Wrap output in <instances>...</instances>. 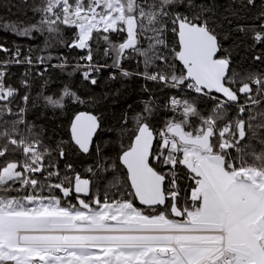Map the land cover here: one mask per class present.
Instances as JSON below:
<instances>
[{
    "label": "snow or ice",
    "instance_id": "1",
    "mask_svg": "<svg viewBox=\"0 0 264 264\" xmlns=\"http://www.w3.org/2000/svg\"><path fill=\"white\" fill-rule=\"evenodd\" d=\"M256 5L40 0L38 19L0 17V31L78 53L34 60L0 43V264H264V0L259 24L222 31ZM232 32L259 68L234 66ZM52 59L90 86L104 70L137 77L146 98L106 121V97L71 83L41 93L45 107L77 108L53 146L28 119V73L14 84L10 70ZM72 156L90 162L83 172Z\"/></svg>",
    "mask_w": 264,
    "mask_h": 264
},
{
    "label": "trees",
    "instance_id": "2",
    "mask_svg": "<svg viewBox=\"0 0 264 264\" xmlns=\"http://www.w3.org/2000/svg\"><path fill=\"white\" fill-rule=\"evenodd\" d=\"M40 0H0V17L11 19H32L34 16L38 19V14L34 13L32 6H39ZM218 14H222L224 9L232 4V8L239 10V0L236 3H232V0H216ZM261 0H257L255 8H249L239 11L240 19L231 17L233 23L231 25L224 23L222 29L223 32L228 33L235 27L236 24H259L260 21L256 19L260 11ZM231 11V9H229ZM0 43H4L7 47H19L25 53H29L33 59L36 57H47L48 52H52L54 57H58L63 54L68 57L69 63H75L78 53L70 50L66 47L59 45L45 49L44 37L36 34L32 38L20 37L13 35L7 31H0ZM251 41L239 32H232L227 40H222L224 48L229 49L233 53L234 66L244 64L245 67L259 68V65H255L251 60L252 53L248 50V45ZM259 46H257L256 52H259ZM2 55V54H0ZM59 59H52L47 61L43 65L36 64L33 66L28 65H13L11 72L13 73L12 81L14 84H18L19 81L24 78V74L28 73V79L31 87L28 90L30 96L35 101V107L30 108L28 119L34 122L38 128L44 129V135L48 138L47 143L55 146V144L61 139H66L67 126L77 110L75 106L68 105L64 110L52 109L45 107L43 99L40 94L52 95L59 94L63 86L67 83H71L74 88L79 89L82 93L86 91H92L97 97H106L101 99L97 111H101L106 121H111L113 114H119L127 109L128 104H132L133 108L139 111L141 104L140 101L146 98V94L142 92L141 86L144 81L137 77H132L127 80L109 81L108 70H104L99 73V83L96 86L87 85V82L82 81V77L79 73L72 76H68V72H71L69 67L67 70H61L60 68H54L50 65L59 63ZM103 62V61H101ZM129 70H135V62H130L126 65ZM45 69H47L45 71ZM264 70V69H261ZM44 72L43 76L37 75L38 72ZM45 81L47 83L45 84ZM25 90L21 88V94ZM119 95H116V93ZM167 92V90H165ZM171 94V93H169ZM161 102L166 100L164 93H157ZM163 115V112H162ZM168 115H171L169 113ZM69 160L77 167V169L83 172L84 168L90 163L86 159L80 157H69ZM65 161H59V166L63 169ZM21 195L23 193H20ZM59 195V193H56ZM12 195H17L13 192ZM75 203V200L72 201Z\"/></svg>",
    "mask_w": 264,
    "mask_h": 264
}]
</instances>
